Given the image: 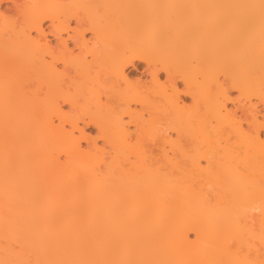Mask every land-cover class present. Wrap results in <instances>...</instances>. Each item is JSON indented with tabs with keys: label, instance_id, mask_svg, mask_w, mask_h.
Here are the masks:
<instances>
[{
	"label": "bare ground",
	"instance_id": "6f19581e",
	"mask_svg": "<svg viewBox=\"0 0 264 264\" xmlns=\"http://www.w3.org/2000/svg\"><path fill=\"white\" fill-rule=\"evenodd\" d=\"M0 264H264V0H0Z\"/></svg>",
	"mask_w": 264,
	"mask_h": 264
},
{
	"label": "rangeland",
	"instance_id": "374dc122",
	"mask_svg": "<svg viewBox=\"0 0 264 264\" xmlns=\"http://www.w3.org/2000/svg\"><path fill=\"white\" fill-rule=\"evenodd\" d=\"M11 1H14V0H11ZM13 5V2H10V3H3L2 5H1V12H6V9L8 8V7H11ZM8 14V15H7ZM6 14V18H9L10 16H11V14L10 13H7ZM9 16V17H8ZM11 19V18H10ZM10 19H8V20H10ZM72 25H73V23H72ZM34 34V33H33ZM35 35V34H34ZM65 37V36H64ZM87 38H90V35H87L86 36ZM48 39L49 40H51L52 41V38L51 37H48ZM54 42V41H53ZM70 48H73L72 47V44L70 45ZM8 51V50H7ZM77 50H75V54L77 53L76 52ZM9 52H10V50H9ZM4 53V52H3ZM9 54V53H8ZM59 68H60V70L62 69L61 68V66H59ZM126 73H127V76L129 77V80H131L132 82H138L137 80H139V81H141V82H143V81H145L147 78H148V75H146V73H145V64L144 63H142V62H136V64H135V67H132V66H129V67H127V69H126ZM164 79V77L163 78H161V80L162 81H164L163 80ZM181 87V88H180ZM179 88L180 89H182V86H180ZM236 95H237V93L236 92H232L231 93V95H230V97L232 98V99H235L236 98ZM101 98H103V99H101V101L103 102V101H105V98L103 97V96H101ZM182 100L184 101V103H186V104H190V99L189 98H182ZM96 101V100H95ZM182 101V102H183ZM60 102V107L63 109V111H69V105L67 104V103H65V102H63L62 100H60L59 101ZM91 102V101H90ZM89 102V106H90V104H94V103H96V102H94V103H90ZM82 104V103H81ZM94 105H98L97 103L96 104H94ZM93 105V106H94ZM233 105H234V102L233 101H229L228 103H227V108L228 109H231V108H233ZM88 106V107H89ZM91 107H92V105H91ZM96 107V106H95ZM92 108H94V107H92ZM137 108H139V107H137ZM125 120H127L128 121V119H125ZM58 120L57 119H54V122H55V125H58V123L59 122H57ZM79 126H81V128H83L84 129V131H85V133L87 134V135H89L90 137H96L97 136V132H96V127H95V125L92 123V122H90V120L89 119H87V118H85V119H83L82 121H79ZM68 127V126H67ZM68 129V128H67ZM101 143V141H99V144ZM82 146L83 147H85L86 146V143L85 142H83L82 143ZM63 157V158H62ZM60 158L63 160L64 159V156L63 155H61L60 156Z\"/></svg>",
	"mask_w": 264,
	"mask_h": 264
}]
</instances>
